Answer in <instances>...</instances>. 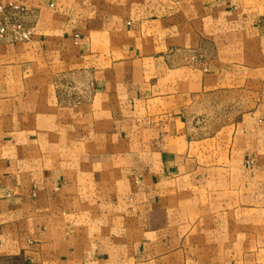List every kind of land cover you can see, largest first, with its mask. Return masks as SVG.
<instances>
[{"label":"crops","instance_id":"obj_1","mask_svg":"<svg viewBox=\"0 0 264 264\" xmlns=\"http://www.w3.org/2000/svg\"><path fill=\"white\" fill-rule=\"evenodd\" d=\"M0 264H264V0H2Z\"/></svg>","mask_w":264,"mask_h":264},{"label":"built area","instance_id":"obj_2","mask_svg":"<svg viewBox=\"0 0 264 264\" xmlns=\"http://www.w3.org/2000/svg\"><path fill=\"white\" fill-rule=\"evenodd\" d=\"M14 9L22 11V8L13 3L6 4L0 0V41L10 40L12 43L24 42L32 37V29L18 19H9V11Z\"/></svg>","mask_w":264,"mask_h":264},{"label":"rangeland","instance_id":"obj_3","mask_svg":"<svg viewBox=\"0 0 264 264\" xmlns=\"http://www.w3.org/2000/svg\"><path fill=\"white\" fill-rule=\"evenodd\" d=\"M7 18H9V19H13V18H15V19H18L19 21H21L20 20V17H16V15H13V14H10V11H9V14L7 15ZM22 23H24L23 21H21ZM25 24V23H24ZM26 25V24H25ZM27 26V25H26ZM27 27H30V26H27ZM31 28V27H30ZM32 29V28H31ZM33 32V31H32ZM32 36H33V33H32ZM30 39H32V37L30 38ZM29 39V40H30ZM29 40H27V41H29ZM4 41H9L10 42V40H3V41H0V42H4ZM24 42H26V41H24ZM12 43V42H11ZM18 43H23V41L22 42H18Z\"/></svg>","mask_w":264,"mask_h":264}]
</instances>
